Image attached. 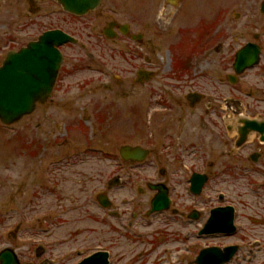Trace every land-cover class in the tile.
<instances>
[{"label":"flooded vegetation","instance_id":"flooded-vegetation-1","mask_svg":"<svg viewBox=\"0 0 264 264\" xmlns=\"http://www.w3.org/2000/svg\"><path fill=\"white\" fill-rule=\"evenodd\" d=\"M200 1L209 0H129L121 12L109 11L112 17L99 14V31L91 44L93 48L87 43L77 46L79 37L69 30L52 28L64 31L75 43L60 48L63 62L47 102L56 96L65 99L68 94L58 90L65 63L62 48L79 47L82 55L74 51L69 74H90L76 83V90L84 88L82 96L91 95L90 99L100 101V106L92 114L88 110L93 111L96 104L88 103L70 113L74 117L69 118L74 123L78 116L84 123L90 121L89 126L99 137L103 131L113 130L119 131L118 136L123 133L140 140L120 146L118 158L129 167L149 162L148 169L154 170L156 179L144 184L145 191L151 194L149 204L160 190L169 198V210L164 212L169 217L165 221L167 225L181 227L185 222L202 227L213 210L229 207L233 209L235 232L210 237L234 238L238 234L236 202L247 205L249 213L245 220L250 227L242 232L247 237L243 242L249 247L264 240V0H225L218 8L207 7L213 12L205 17L198 14ZM28 3L34 15L48 11L41 8L44 4H55L52 0H28ZM102 3L100 0L98 7ZM48 15H54V11L43 16ZM142 15L147 21L140 23L138 18ZM153 33L164 36L169 69H177L173 79L162 76L155 82L154 89L159 92L155 101H151L150 85L157 78L150 68L152 48L157 42L152 39ZM246 47L258 52V60L250 65L244 61L237 72L236 55ZM81 56L83 60L77 58ZM116 60L120 61L119 70L113 66ZM138 61L141 64L136 67ZM99 77L107 80L100 89ZM93 78L98 82L96 86ZM111 80L115 89L107 85ZM115 97L138 102L117 109L109 103V98L113 103ZM108 111L113 112L108 114ZM67 122L61 123L62 130L76 126H68ZM122 147L139 148L146 152V157L142 161L123 160L119 154ZM193 176L204 178L197 194L191 187ZM208 185V201H190L192 206L200 208L189 210L186 204L189 199L179 196L188 194L198 199ZM145 191L137 188L138 194ZM207 205L210 208L206 210ZM63 261L66 264L70 260Z\"/></svg>","mask_w":264,"mask_h":264},{"label":"rangeland","instance_id":"rangeland-1","mask_svg":"<svg viewBox=\"0 0 264 264\" xmlns=\"http://www.w3.org/2000/svg\"><path fill=\"white\" fill-rule=\"evenodd\" d=\"M224 2L200 1L199 16L210 15L213 11H208L207 7L218 8ZM128 3L129 0H103L102 6L94 12L74 17L63 13L53 3L41 7L48 11L42 10L34 15L28 0H0V63L7 52L24 47L52 28L59 27L78 35L77 46L94 44L99 31V14L112 17L109 11L121 12L123 5ZM50 10L54 15L44 17V13ZM138 19L140 23L147 21L143 15ZM162 37L152 34V39L157 42L152 48L150 68L156 72L157 78L150 83L151 101H155L156 93L159 94L154 89L155 82L162 76L173 79L177 74L176 67L169 69L168 46ZM77 46L62 48L65 63L58 90L68 93L65 99L56 96L44 106H37L31 115L15 125L4 127L0 124V251L14 250L20 264H64L66 258L70 260L66 264H76L97 251L108 252L110 264H190L201 249L237 245L241 249L228 264H264V240L260 239V243L249 247L243 242L247 239L243 232L250 227L245 220L249 213L245 204L236 202L238 234L226 239L198 238L199 224L183 222L181 227L170 226L165 222L169 217L164 213L145 215L151 194L146 193L144 184L154 181L156 174L148 169L149 162L144 166L129 167L121 164L118 158L120 146L136 144L140 140L123 133L118 136L119 131L114 133L113 130L103 131L99 137L89 126L90 121L84 123L78 116L74 123L69 118L74 117L70 113L79 111V107H86L88 103L97 106L93 111L88 110L92 114L100 106V101L90 99L91 95L82 96L84 88L76 90V83L90 74H69L74 51L81 55L83 52ZM77 58L84 59L82 56ZM140 64L138 61L136 67ZM113 66L119 70L120 61L116 60ZM104 81L107 80L99 77V89ZM92 82L95 86L98 84L94 78ZM114 84L113 80L107 83L115 89ZM115 98L113 103L109 98V103L117 109L132 107L136 101ZM110 109L116 111V108ZM84 117L88 118L86 114ZM66 121L68 126H76L62 130ZM79 124H82L81 128L77 127ZM55 134L57 136H53ZM116 178L120 179L118 185L107 187ZM140 187L145 193H137ZM208 187L198 199L188 194L179 197L189 199L186 203L189 210L200 208L192 206L190 201H208ZM101 193L107 195L110 208L103 209L98 205L96 198ZM206 207V210L210 208L209 205ZM254 233L258 235L256 231ZM36 255L42 256L37 259Z\"/></svg>","mask_w":264,"mask_h":264},{"label":"water","instance_id":"water-1","mask_svg":"<svg viewBox=\"0 0 264 264\" xmlns=\"http://www.w3.org/2000/svg\"><path fill=\"white\" fill-rule=\"evenodd\" d=\"M64 12L83 16L93 11L100 0H54ZM74 42L72 38L62 32L48 31L42 34L36 42L28 44L19 51H11L0 67V123L9 126L21 118L30 115L36 103H44L50 96L57 72L63 61L58 47L65 43ZM258 60V52L250 51L248 47L236 55L235 68L241 70L242 63L248 65ZM119 154L123 160L142 161L146 152L139 148L123 147ZM192 191L197 194L204 183L203 177L193 176L191 179ZM101 207L108 208L110 203L103 195L98 197ZM168 200L163 191L151 202V212H161L168 208ZM226 215L216 210L208 220L200 235L213 233L231 234L234 232L232 225L231 209H225ZM236 247L223 250L208 248L199 252L194 264H226L234 256ZM0 264H19L17 256L11 249L0 252ZM79 264H108V254L97 252Z\"/></svg>","mask_w":264,"mask_h":264}]
</instances>
